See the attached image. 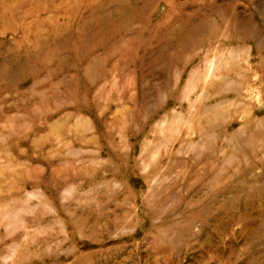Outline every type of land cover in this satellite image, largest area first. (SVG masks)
I'll return each mask as SVG.
<instances>
[{
    "label": "rangeland",
    "instance_id": "1",
    "mask_svg": "<svg viewBox=\"0 0 264 264\" xmlns=\"http://www.w3.org/2000/svg\"><path fill=\"white\" fill-rule=\"evenodd\" d=\"M0 264H264V0H0Z\"/></svg>",
    "mask_w": 264,
    "mask_h": 264
}]
</instances>
